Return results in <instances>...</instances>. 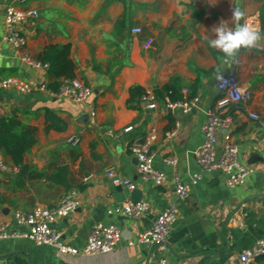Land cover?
Segmentation results:
<instances>
[{
	"label": "crops",
	"instance_id": "crops-1",
	"mask_svg": "<svg viewBox=\"0 0 264 264\" xmlns=\"http://www.w3.org/2000/svg\"><path fill=\"white\" fill-rule=\"evenodd\" d=\"M36 9L38 17L19 25L25 45L16 49L4 42L6 7ZM236 11L242 13L237 19ZM249 21L260 31L255 43L263 50L240 48L233 57L210 47L219 23L229 28ZM141 32L133 34L131 29ZM70 44L76 79L92 88L85 103L45 92L21 94L0 89V115L16 110L19 119L36 129V143L25 156V163L51 173L52 167H65L71 190L79 205L68 215L55 216L51 227L62 240L79 251L98 220L121 230L122 239L108 253L60 255L53 247L38 245L23 237L0 239V264H236L239 253L264 237V127L249 114L264 121V0H0V79L30 78L21 69V56L32 59L48 45ZM218 74L233 75L251 99L240 105L218 110ZM179 76L184 97L195 86L198 104L188 114L164 108L158 98L155 109L138 102L128 106L129 88H161L172 76ZM47 81L46 68L36 73ZM88 105L95 110V122L88 117ZM51 110L66 123L64 131H45V110ZM229 118L217 132L216 151L226 143L236 145L238 161L254 169L246 181L235 187L226 184L219 171H201L195 153L202 145V126L208 114ZM132 125L133 131L122 129ZM156 131L152 145L153 167L164 171L166 182L157 185L137 171V159L129 145L135 137ZM120 133L114 139L108 132ZM169 131H176L167 137ZM80 138L78 146L68 137ZM173 158L176 165L167 164ZM8 171L0 173V224L19 233L26 226L13 221L16 210L41 206L54 208L66 194L58 185L42 179L27 180L16 186L17 168L4 159ZM128 179L134 190L116 185L109 172ZM8 173L5 175L3 173ZM200 174L195 184L194 175ZM176 182L188 189L180 198ZM145 201L147 211L138 218L108 214L115 206ZM177 208L163 246L140 244L141 231L150 227L169 205ZM103 225V224H102ZM129 242H132L130 244ZM254 264H263L259 258Z\"/></svg>",
	"mask_w": 264,
	"mask_h": 264
},
{
	"label": "built area",
	"instance_id": "built-area-1",
	"mask_svg": "<svg viewBox=\"0 0 264 264\" xmlns=\"http://www.w3.org/2000/svg\"><path fill=\"white\" fill-rule=\"evenodd\" d=\"M15 1L18 3L23 2V0ZM37 17L38 12L36 9L21 8L16 5L7 6L4 14V23L6 27L4 42L16 49L22 48L26 40L19 30V25ZM246 24L251 27L252 22L249 21ZM131 32L133 34H138L141 32V29L136 27L131 29ZM251 48L263 50L258 44H255ZM21 60L27 66L35 69L36 73L46 68L45 65H42L26 54L21 56ZM215 82L219 93V98L216 102L218 110H225L230 105H240L243 102L249 101L252 97L251 92L241 87L233 75L218 74L215 78ZM0 89H12L21 94L45 92L57 97L67 98L76 103H85L92 95V88L79 79L65 81L57 93L49 92L46 89V82L40 79L37 80V77H30L28 79L8 77L0 79ZM198 101V97H194L190 100L177 101H171L166 98L163 104L165 109H179L183 114H188L196 107ZM138 104L148 109H155L158 106L157 95L153 90L145 89L143 95L138 99ZM88 109L89 122L94 124L95 110L92 105H88ZM249 116L264 127V121L261 120L259 115L250 113ZM229 120V118H221L216 112H210L208 114L207 121L202 126L204 140L202 145L197 149L195 156L201 171H219L226 175V184L230 187H235L243 184L248 175L254 172V169L245 167L238 161V150L234 144L226 143L223 149L217 153V132L226 127ZM133 128L132 125H128L122 129V132L129 133L133 131ZM175 132L176 131H169L167 137L174 136ZM108 135L114 139L120 138L119 132L110 131ZM156 138V131L151 129L145 136L135 137L131 141L129 149L137 159L138 173H140L143 178L160 185L166 182V174L164 171L155 169L152 165L154 158L152 145L156 141ZM66 142L71 146H78L80 144V138L76 135H72L67 138ZM166 162L171 166L176 165V160L173 158L167 159ZM0 169L3 171L9 170L1 154ZM260 172L264 175V161L260 167ZM108 176L114 184L125 186L130 191L134 190V185L128 179L121 178L111 171L108 173ZM198 178H200V174H195L192 183L195 184ZM176 191L180 198H186L188 196V189L179 182H176ZM78 205L79 202L76 198V192L69 191L60 199L59 203L54 208L36 206L28 211L16 210L13 212L14 223L26 226L27 230L19 233L9 230L7 225L0 224V239L23 237L38 245L53 247L60 255H76L80 252L84 255H94L108 253L114 250L122 239L121 230L116 227L95 224L89 233L82 251L65 243L62 240L61 234L51 227V223L55 216H66L69 212L74 211ZM147 209L148 203L145 201H129L123 206H115L107 212L108 214H124L138 218L143 215ZM176 215V205H169L158 214L150 227L139 233L136 241L140 244L163 246L176 220ZM129 243L132 244V242ZM262 256H264V237L257 240L253 247L242 250L238 255L236 264H254V262ZM159 263L165 264L166 260L160 259Z\"/></svg>",
	"mask_w": 264,
	"mask_h": 264
},
{
	"label": "trees",
	"instance_id": "trees-1",
	"mask_svg": "<svg viewBox=\"0 0 264 264\" xmlns=\"http://www.w3.org/2000/svg\"><path fill=\"white\" fill-rule=\"evenodd\" d=\"M35 60L46 66L48 77L46 89L51 93L59 92L65 81L76 79V65L71 58L70 44L48 45ZM183 87L180 77L175 75L161 88L155 89V93L163 101L166 98L171 101L190 100L196 96L195 86L189 88L187 97H184L181 91ZM144 91L145 89L139 85L131 86L127 100L128 106L131 107L132 103L138 102ZM45 121V131H64L67 126L53 111L48 109L45 110ZM35 133V128L26 125L19 119L16 110L9 116L0 115V154L3 159L9 158L12 165L17 168L14 179L7 180L13 182L16 186H23L27 180L44 178L50 185L63 187L66 193L72 191L65 167L54 166L51 173H48V171L39 170L35 165L25 163V156L30 153L36 143ZM6 200L7 198L0 194V203ZM259 260L264 264V256L260 257Z\"/></svg>",
	"mask_w": 264,
	"mask_h": 264
},
{
	"label": "clouds",
	"instance_id": "clouds-1",
	"mask_svg": "<svg viewBox=\"0 0 264 264\" xmlns=\"http://www.w3.org/2000/svg\"><path fill=\"white\" fill-rule=\"evenodd\" d=\"M238 19L242 13H234ZM215 38L209 41L210 47L220 49L226 57H233L240 48H251L260 39V31L247 24H237L229 28L225 23H219L214 29Z\"/></svg>",
	"mask_w": 264,
	"mask_h": 264
},
{
	"label": "water",
	"instance_id": "water-1",
	"mask_svg": "<svg viewBox=\"0 0 264 264\" xmlns=\"http://www.w3.org/2000/svg\"><path fill=\"white\" fill-rule=\"evenodd\" d=\"M21 69L24 70L27 73V75L31 78H34L36 76V70L33 69L32 67L27 66L24 63L21 65ZM0 173H2L1 169H0ZM3 174L8 175V173L5 172ZM98 220L101 221L103 225L108 226L107 221H102L100 217L98 218Z\"/></svg>",
	"mask_w": 264,
	"mask_h": 264
}]
</instances>
